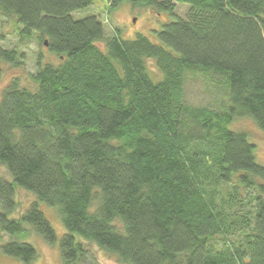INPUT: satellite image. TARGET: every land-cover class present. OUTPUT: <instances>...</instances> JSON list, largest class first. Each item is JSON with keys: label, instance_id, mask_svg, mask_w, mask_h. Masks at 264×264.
Instances as JSON below:
<instances>
[{"label": "trees", "instance_id": "1", "mask_svg": "<svg viewBox=\"0 0 264 264\" xmlns=\"http://www.w3.org/2000/svg\"><path fill=\"white\" fill-rule=\"evenodd\" d=\"M94 1L0 0L21 43L47 41L59 59L39 61L30 87L14 78L0 98V165L12 177L0 176V238L29 224L58 240L37 202L10 218L18 186L59 209L63 264L88 258L76 236L122 264H264V165L229 128L247 117L264 131V0H128L172 16L188 6L158 32L162 45L108 38L97 15L74 18ZM23 57L0 44V78L2 62ZM188 71L226 86L223 109L184 102ZM250 189L254 211L236 215ZM1 251L26 264L38 256L21 241Z\"/></svg>", "mask_w": 264, "mask_h": 264}, {"label": "rangeland", "instance_id": "2", "mask_svg": "<svg viewBox=\"0 0 264 264\" xmlns=\"http://www.w3.org/2000/svg\"><path fill=\"white\" fill-rule=\"evenodd\" d=\"M113 0H95L94 3L83 10L73 13L74 18L80 19L89 15H97L104 23V31L106 37L110 38L115 35H120L125 40L135 39L138 34L147 36L153 43L161 44L158 32L167 22L174 21L178 17L185 18L188 13V6L177 5L176 15L172 16L168 12H157L151 8L134 7L128 0H117L115 7L110 11ZM136 19V21H134ZM0 44L4 48H17L21 53H24L23 63L20 65H11L1 63L3 73L0 78V98L4 88L14 79L19 78L21 86L32 85L29 78L30 73H36L39 69V61L42 64L58 63L59 59L54 54L50 53L48 48L41 44L36 38L30 41L21 43L17 24L11 18H0ZM105 50L104 44H99ZM150 73L155 81L163 79V74L157 68L154 59L148 60ZM190 72V71H188ZM228 90L225 85H219L212 82L206 75L199 72H190L186 74L184 85V102L195 107H207L215 111L223 109V103L227 100ZM226 100L224 101V98ZM229 128L233 131L245 132L248 139L255 147V156L258 163L264 165V131L261 130L255 121L250 118H237ZM0 176L8 181H12V177L8 170L0 165ZM258 182L263 183L262 179L256 178ZM226 186L221 187V194L225 191ZM256 191L250 189L248 192H243L244 204L236 212L249 213L254 211L251 195H255ZM17 202L16 210L10 215V218H20L33 203H38L39 209L44 213L45 217L51 223L57 233L58 240L55 244L46 243L43 238L29 225L28 234H16L9 236L3 234L0 238V264H26L22 260L4 254L1 251V246L9 241H21L31 244L37 251L38 256L33 264H63L60 241L63 235L67 232L61 221L59 209L50 207L44 202L38 201L36 196L17 186L15 193ZM237 217V216H236ZM77 241H81L88 250V258L77 264H122L117 257L107 251L101 250L94 243L86 241L80 236H76ZM237 237L231 236L230 240H235ZM223 245V241L219 242V246Z\"/></svg>", "mask_w": 264, "mask_h": 264}, {"label": "water", "instance_id": "3", "mask_svg": "<svg viewBox=\"0 0 264 264\" xmlns=\"http://www.w3.org/2000/svg\"><path fill=\"white\" fill-rule=\"evenodd\" d=\"M134 21H136V19H134ZM45 46H48V42L47 41H45Z\"/></svg>", "mask_w": 264, "mask_h": 264}]
</instances>
